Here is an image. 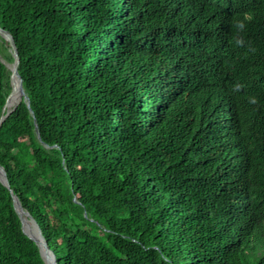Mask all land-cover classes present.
Here are the masks:
<instances>
[{
    "label": "trees",
    "instance_id": "1",
    "mask_svg": "<svg viewBox=\"0 0 264 264\" xmlns=\"http://www.w3.org/2000/svg\"><path fill=\"white\" fill-rule=\"evenodd\" d=\"M0 27L31 108L0 122V264H45L9 190L55 264H264V0H0Z\"/></svg>",
    "mask_w": 264,
    "mask_h": 264
},
{
    "label": "water",
    "instance_id": "2",
    "mask_svg": "<svg viewBox=\"0 0 264 264\" xmlns=\"http://www.w3.org/2000/svg\"><path fill=\"white\" fill-rule=\"evenodd\" d=\"M0 42H2L5 45L6 51L9 55L10 58V62L8 64H4L6 70L10 73L9 76V85L7 87V91H6V96H5V102L4 105L2 107V110L0 112V122L7 116L8 113H5L6 107H7V101L9 98V92H10V88H11V84H12V74L14 72V70L17 73V79L14 85V95H17L18 99L21 100L26 107L28 108V110L31 112V108L29 105V101L27 96L24 95L22 89H21V75H22V68H21V64H20V60L18 57V50L16 45L14 44L11 36L6 33L1 27H0ZM14 61H16V65L14 66L13 63ZM18 100V101H19ZM33 124H34V129H35V135L36 138L38 139V134H37V129L35 127V121L34 119L32 120ZM0 183L6 188L8 189V182H7V177H6V172L4 170V168L2 166H0ZM10 196H11V200H12V205H13V209L14 212L16 214V216L18 217V220L20 222L21 225V231L22 233L31 241L35 244L40 256H43V251L46 252L47 256L49 257V264H55L54 262V257L52 255V253L50 252V250L48 249V246L46 244V242L44 241V239L42 238V235L38 229V226L34 220L33 217H31L27 212H25L19 205L17 199L15 198V196L12 194V192L9 190ZM23 213L30 221V227L33 229L34 232H36L38 234V236L40 237V242H37L34 238H32L27 232L24 231V223L20 217V214ZM43 258V257H42ZM44 260V258H43Z\"/></svg>",
    "mask_w": 264,
    "mask_h": 264
},
{
    "label": "bare ground",
    "instance_id": "3",
    "mask_svg": "<svg viewBox=\"0 0 264 264\" xmlns=\"http://www.w3.org/2000/svg\"><path fill=\"white\" fill-rule=\"evenodd\" d=\"M13 65H14V66L16 65V61H14ZM16 79H17V73H16V71L14 70V72H13V74H12V84H11V88H10V92H9V97H10V95H12V97H13V95H14V85H15ZM12 97H11V100L9 101L7 107L9 106V104H11V103L13 102ZM14 97H15V96H14ZM15 101H16V100H15ZM0 175H1V172H0ZM20 217H21L23 223L25 222V223H27V225L30 226V221H29V219H28L23 213L20 214ZM26 229H27V228H26ZM27 231H28V234H30L32 238H34L37 242H40V237L38 236V234H37L36 232L33 231V229H32V230L27 229ZM43 253H44V252H43ZM49 261H50V260H49V258H48V262H49Z\"/></svg>",
    "mask_w": 264,
    "mask_h": 264
},
{
    "label": "rangeland",
    "instance_id": "4",
    "mask_svg": "<svg viewBox=\"0 0 264 264\" xmlns=\"http://www.w3.org/2000/svg\"><path fill=\"white\" fill-rule=\"evenodd\" d=\"M0 61H2L4 64H8L7 62H5V61H3L2 59H1V57H0ZM15 96V97H14ZM12 100H13V102L11 103V104H9V106L8 107H6V110H5V113H9L12 109H13V107L16 105V103L18 102V97H17V95H13V97H12ZM16 100V101H15ZM29 229V230H32V228L29 226V225H26L25 227H24V231L25 232H27L28 233V231H27V229ZM44 252V251H43ZM43 254V258H44V262H45V264H49V262H48V256H47V254H46V252H44V253H42Z\"/></svg>",
    "mask_w": 264,
    "mask_h": 264
}]
</instances>
